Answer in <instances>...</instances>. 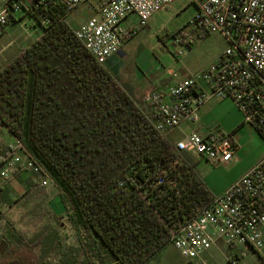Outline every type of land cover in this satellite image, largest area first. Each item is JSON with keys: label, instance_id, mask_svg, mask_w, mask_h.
Wrapping results in <instances>:
<instances>
[{"label": "trees", "instance_id": "1", "mask_svg": "<svg viewBox=\"0 0 264 264\" xmlns=\"http://www.w3.org/2000/svg\"><path fill=\"white\" fill-rule=\"evenodd\" d=\"M43 15L48 24L0 67V125L57 188L83 264H143L214 196L112 61L98 63L74 36L64 8ZM7 238L0 264H39L34 241L13 228Z\"/></svg>", "mask_w": 264, "mask_h": 264}, {"label": "built area", "instance_id": "2", "mask_svg": "<svg viewBox=\"0 0 264 264\" xmlns=\"http://www.w3.org/2000/svg\"><path fill=\"white\" fill-rule=\"evenodd\" d=\"M174 1L98 0L90 7L92 15L78 23L73 34L98 63L105 65L113 62L135 32L137 25H123L126 18L134 16L138 25L143 26L158 10ZM88 2L0 0V37L18 18L27 17L30 25L22 27V31L32 41L40 27L49 22L44 15L39 20L37 12L60 5L68 16ZM190 3L195 11L186 27L173 35V45L178 48L174 55L184 54L190 50L193 39L211 33L220 34L227 45L205 69L177 80L167 91L153 90L142 95L156 131L165 135L186 121H194L198 110L210 98H227L241 113L243 123L252 126L264 142V0H190ZM18 145L24 151L23 157L15 148L0 156V183L5 184L21 168L42 176L37 184L46 187L50 179L19 142ZM175 148L214 166L230 162L235 150L230 135L216 133L202 137L196 132L177 140ZM157 178L156 183L161 184L163 176ZM134 183V178L128 177L119 186ZM169 243L188 264H204L199 258L218 243L229 249L230 264H236L250 251L264 259V155L222 194L176 228ZM231 250L238 253L232 254Z\"/></svg>", "mask_w": 264, "mask_h": 264}, {"label": "rangeland", "instance_id": "3", "mask_svg": "<svg viewBox=\"0 0 264 264\" xmlns=\"http://www.w3.org/2000/svg\"><path fill=\"white\" fill-rule=\"evenodd\" d=\"M89 2L79 5L67 16L72 26L87 20L92 15L93 10L90 7L96 5L98 0H89ZM194 11L190 0H175L158 10L143 26L138 25L134 16L126 18L123 25H137V27L130 40L123 45L121 53L116 54L122 62H115L113 69L115 74L123 81L134 84L141 82V78L150 79L160 75L162 71L171 80H179L198 72L208 62L216 44L219 43L217 39L219 37L215 35L202 44H198L199 39H193L190 50L179 56L174 55L178 48L173 45V35L186 27ZM29 25L30 21L27 17L18 18L9 26L10 33L0 37V67L12 61L30 43L31 38L22 31V27ZM150 88L151 84L148 83L134 96L141 100L143 94L153 91ZM172 133L174 136L177 135L176 131ZM4 152V150L2 153L0 151V156ZM218 167L221 165L216 166ZM224 171L222 167L218 168L215 170V175L212 174L210 178L220 179L218 176ZM41 178L42 176L39 175H28L27 179L30 181H25L26 187L22 184L23 178L18 173L10 176L5 184L0 183V246L3 245V251L6 249L7 232L13 228L15 235H21L24 242L34 241L36 246L33 251L41 257L39 264H83L84 247L78 242L77 234L70 225L68 212L58 197V190L51 182L46 187L39 186L37 181ZM81 236L85 238V232H82ZM218 248L222 252L223 264H230L227 246L221 243ZM237 250L230 252L235 254L238 253ZM177 255L178 262L175 255L173 260L161 261L162 255L156 252L143 264L189 262L180 253ZM236 264H264V259L250 251Z\"/></svg>", "mask_w": 264, "mask_h": 264}, {"label": "crops", "instance_id": "4", "mask_svg": "<svg viewBox=\"0 0 264 264\" xmlns=\"http://www.w3.org/2000/svg\"><path fill=\"white\" fill-rule=\"evenodd\" d=\"M78 23H76V25ZM9 30L10 29H8L3 36H5L7 33H10ZM215 35H218L217 37L219 38L217 39H219V43L216 44V47L212 51V54L210 55L206 65H204L199 70L205 69L209 64L214 62V60L221 54V52L227 45L225 39L218 33H211L203 38H199L200 43L198 44H202L205 41H209ZM121 49L118 51L117 54L121 53ZM113 62H122V60L117 58V56L115 55V57L113 58ZM190 75H186L185 77H188ZM141 79V82H135L134 84L129 83L125 80V82H127L131 86L133 94L140 93L141 89L147 86L148 83L151 84L150 89L167 91L177 81L171 80L169 77H166L164 71H162L160 75L153 76L150 79ZM138 80L140 79H137V81ZM172 131H176L177 135L174 136ZM191 132H196L202 137L217 133L227 134L230 135L232 138V142L235 147L233 157L230 162L221 165V167L225 171L222 175L218 176V178L220 179H214L210 177L212 174L215 175V170L221 167L216 168L215 166L213 168L211 167L213 166L211 163L192 155L193 158L198 161L196 165V172L198 176L201 178L205 186L210 190L214 197L222 194L227 187H229L248 169H250L254 164H256L264 155L263 140L260 138V136L257 134V132L252 126L242 122L241 113L236 109L232 101L227 98H210L198 110L197 116L194 121H186L182 123L178 128L169 131L165 136L170 142L174 144L177 140H180L185 135ZM18 147L19 145L17 140L8 133L4 126L0 125L1 153L3 150L6 152V150H8L9 148H15L17 149V153L20 155V157H23L24 151L20 150V148ZM18 173H20V175L22 176L23 181L24 178H28V175H30L28 172L22 171L21 168H19V170L16 171L14 174ZM31 180L35 182L33 177H31ZM22 184L27 187V183L25 181L22 182ZM219 245L221 244L218 243L209 248L201 256V258H199V261H203L204 264H223V258L221 256L222 252L218 248ZM158 253L162 255L160 258L161 261H168L170 259L173 260V256L175 255L176 261L178 262L177 253H179V251L171 244L164 246L161 250L158 251Z\"/></svg>", "mask_w": 264, "mask_h": 264}, {"label": "water", "instance_id": "5", "mask_svg": "<svg viewBox=\"0 0 264 264\" xmlns=\"http://www.w3.org/2000/svg\"><path fill=\"white\" fill-rule=\"evenodd\" d=\"M2 251H3V245L0 246V254L2 253Z\"/></svg>", "mask_w": 264, "mask_h": 264}]
</instances>
